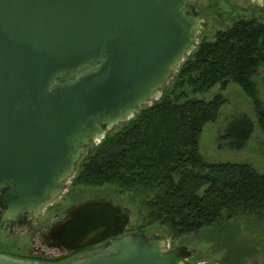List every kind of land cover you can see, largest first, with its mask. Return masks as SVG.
I'll list each match as a JSON object with an SVG mask.
<instances>
[{
    "label": "water",
    "instance_id": "obj_1",
    "mask_svg": "<svg viewBox=\"0 0 264 264\" xmlns=\"http://www.w3.org/2000/svg\"><path fill=\"white\" fill-rule=\"evenodd\" d=\"M261 1V0H258ZM193 0H0V220L39 218L114 126L162 96L198 45ZM54 225L50 247L110 240L67 264H187L130 217L92 200ZM0 264H39L0 255Z\"/></svg>",
    "mask_w": 264,
    "mask_h": 264
},
{
    "label": "trees",
    "instance_id": "obj_2",
    "mask_svg": "<svg viewBox=\"0 0 264 264\" xmlns=\"http://www.w3.org/2000/svg\"><path fill=\"white\" fill-rule=\"evenodd\" d=\"M262 66L264 23L257 19H239L218 30L214 41L201 40L158 101L139 109L87 149L75 184L109 185L121 194L141 195L147 224L180 236L242 215L264 223V173L247 164L209 163L200 153L203 128L217 121L224 97L219 94L206 101L191 98L186 91L190 87L193 93L204 94L218 84L223 91L236 84L250 98L264 130V104L254 80ZM237 122L240 125L229 133L241 128L240 140L231 144L241 149L255 123L248 115ZM228 237L231 241L232 235ZM236 260L230 251L228 262Z\"/></svg>",
    "mask_w": 264,
    "mask_h": 264
},
{
    "label": "rangeland",
    "instance_id": "obj_3",
    "mask_svg": "<svg viewBox=\"0 0 264 264\" xmlns=\"http://www.w3.org/2000/svg\"><path fill=\"white\" fill-rule=\"evenodd\" d=\"M192 6L198 17L203 20L198 45L203 39L214 41L218 30H226L239 19H257L264 23V0H193ZM254 80L264 104V66L258 70ZM186 91L191 98L200 100L211 101L219 94L225 99L217 121L207 123L203 128L200 137L202 157L209 163L251 165L264 173V130L259 126L252 102L242 88L231 84L223 91L218 84L204 94H195L190 87H186ZM163 92L164 90L162 95ZM244 115L253 119L255 127L244 147L238 149L231 144L240 140L243 134L241 128H236L233 134L229 132L233 127L240 125L237 120ZM118 126H114L115 128L106 133L115 130ZM78 171L77 167L73 177L66 183V190L74 184L73 193H67L65 190L51 205L42 209L39 218L29 216L25 224H18L13 228L5 227L0 220V255H12L19 259L28 258L31 254L39 252L46 257L61 256L62 252L57 249L50 250L45 247L40 238L41 233L61 221L66 216L67 210L75 204L91 200H107L120 206L130 217L125 234L138 233L157 237L163 241L166 250L186 248V251L190 252L187 264H231L228 262L230 251L238 256V260L233 264H264V223L250 220L251 217L242 215L224 220L216 227L180 236L167 228L147 224L141 195L121 194L116 187L109 185L100 187L76 185L74 181ZM230 235H232L231 241L228 240ZM31 261L40 263L36 260Z\"/></svg>",
    "mask_w": 264,
    "mask_h": 264
},
{
    "label": "flooded vegetation",
    "instance_id": "obj_4",
    "mask_svg": "<svg viewBox=\"0 0 264 264\" xmlns=\"http://www.w3.org/2000/svg\"><path fill=\"white\" fill-rule=\"evenodd\" d=\"M74 187H75L74 184H71L70 185V189H68V190L65 189V190H66L67 193H70V192L73 193ZM2 195H3V193L0 192V198H1ZM85 202H88V201H85ZM85 202H81L79 204H75L74 206L69 208V210L74 208V207H77V206H79V205H81V204H83ZM0 206H1V203H0ZM2 210H3V208L1 206V211ZM67 212H68V210H67ZM67 212H66V216L61 221H64L67 218V216H68ZM29 216H32V215H28L27 218ZM61 221H59V222H61ZM59 222L53 224L49 229H47L46 231L42 232L40 238H41L42 243L45 245V247L49 248L50 250L57 249L58 251L62 252V255L59 256V257H46L43 253L39 252V253H34L33 255L31 254V256H29L28 258L40 262L39 264H41V263L42 264H67V263H69V262H71L73 260H76V259H79V258H83V257H88L90 255H93L95 253L100 252L102 249H104L109 244L110 240L114 239V238H112V239L107 240V241H103V242H100V243H92V244L85 245V246L78 247V248L50 247V244L53 241L51 239L47 240L46 237H48L49 231L51 230V228L54 225L58 224ZM15 226H18V224L15 223L11 228H13ZM124 234H125V232L123 233V235ZM177 248H180L182 251L186 252V248H182V247H177ZM177 248H174V249H171V250H175ZM171 250H166V251H171ZM4 255L8 256V257L19 259L18 257H14L12 255H6V254H4ZM46 261H49V263L46 262Z\"/></svg>",
    "mask_w": 264,
    "mask_h": 264
}]
</instances>
